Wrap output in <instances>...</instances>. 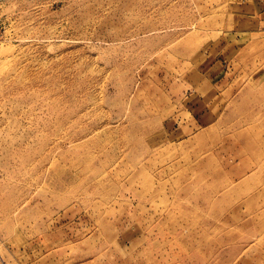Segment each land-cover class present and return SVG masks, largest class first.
Wrapping results in <instances>:
<instances>
[{"label":"rangeland","instance_id":"rangeland-1","mask_svg":"<svg viewBox=\"0 0 264 264\" xmlns=\"http://www.w3.org/2000/svg\"><path fill=\"white\" fill-rule=\"evenodd\" d=\"M254 6L0 0V264H264Z\"/></svg>","mask_w":264,"mask_h":264},{"label":"crops","instance_id":"crops-1","mask_svg":"<svg viewBox=\"0 0 264 264\" xmlns=\"http://www.w3.org/2000/svg\"><path fill=\"white\" fill-rule=\"evenodd\" d=\"M262 1H264V0H240V2L243 4V3H247V4H250V5H259L260 3H262ZM257 6H254V7H257ZM258 10H259V7H258ZM247 14H249V15H245L244 17H245V19L246 20H249V21H253V20H255L257 17H259V19H260V16L261 15H256L257 14V12H256V8H253L252 6H249V12L247 13ZM262 16L264 17V14H262Z\"/></svg>","mask_w":264,"mask_h":264},{"label":"bare ground","instance_id":"bare-ground-1","mask_svg":"<svg viewBox=\"0 0 264 264\" xmlns=\"http://www.w3.org/2000/svg\"><path fill=\"white\" fill-rule=\"evenodd\" d=\"M2 55V51L0 50V56Z\"/></svg>","mask_w":264,"mask_h":264}]
</instances>
